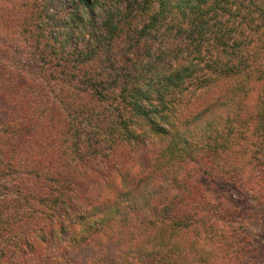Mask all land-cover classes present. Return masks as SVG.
I'll list each match as a JSON object with an SVG mask.
<instances>
[{
	"label": "trees",
	"instance_id": "1",
	"mask_svg": "<svg viewBox=\"0 0 264 264\" xmlns=\"http://www.w3.org/2000/svg\"><path fill=\"white\" fill-rule=\"evenodd\" d=\"M0 26L35 75L0 58V264H237L196 178L264 201V0H18Z\"/></svg>",
	"mask_w": 264,
	"mask_h": 264
},
{
	"label": "rangeland",
	"instance_id": "2",
	"mask_svg": "<svg viewBox=\"0 0 264 264\" xmlns=\"http://www.w3.org/2000/svg\"><path fill=\"white\" fill-rule=\"evenodd\" d=\"M16 1L18 0H0V7ZM0 44L5 49V56L0 57L3 62L13 71L23 73L28 79L34 80L35 75L24 63L22 53L19 51V39L3 31L1 26ZM256 88L257 85L252 91L251 101L256 96ZM245 144L249 145V149L253 148L252 142L246 141ZM196 184L213 204L216 221L226 223L232 237L237 236L233 242L240 250L237 264H264V201L247 200L224 184L211 183L203 176L196 178Z\"/></svg>",
	"mask_w": 264,
	"mask_h": 264
}]
</instances>
